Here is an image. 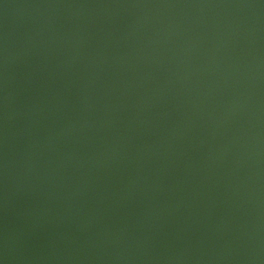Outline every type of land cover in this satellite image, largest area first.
Instances as JSON below:
<instances>
[{
	"label": "water",
	"instance_id": "water-1",
	"mask_svg": "<svg viewBox=\"0 0 264 264\" xmlns=\"http://www.w3.org/2000/svg\"><path fill=\"white\" fill-rule=\"evenodd\" d=\"M0 264H264V0H0Z\"/></svg>",
	"mask_w": 264,
	"mask_h": 264
}]
</instances>
